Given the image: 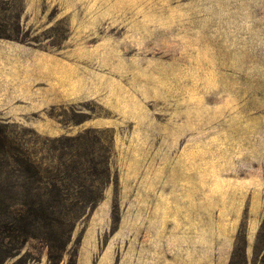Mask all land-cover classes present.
Instances as JSON below:
<instances>
[{"label": "rangeland", "instance_id": "obj_1", "mask_svg": "<svg viewBox=\"0 0 264 264\" xmlns=\"http://www.w3.org/2000/svg\"><path fill=\"white\" fill-rule=\"evenodd\" d=\"M0 126V264H264V0H0Z\"/></svg>", "mask_w": 264, "mask_h": 264}, {"label": "trees", "instance_id": "obj_2", "mask_svg": "<svg viewBox=\"0 0 264 264\" xmlns=\"http://www.w3.org/2000/svg\"><path fill=\"white\" fill-rule=\"evenodd\" d=\"M6 126H0V155L3 158H7V159H11L12 156H7L10 155L7 152V149L10 148L9 142L7 141V131L5 130ZM13 160V159H12ZM14 163L12 165H16L19 163V161L13 160ZM2 166L4 168H9L11 166L10 162H3ZM21 207H28L27 204L22 203ZM20 220L18 222H20V228H21V232L23 234V236H25V238H29L30 236V231L29 229L32 227V219L30 218V213H26V215H20Z\"/></svg>", "mask_w": 264, "mask_h": 264}]
</instances>
